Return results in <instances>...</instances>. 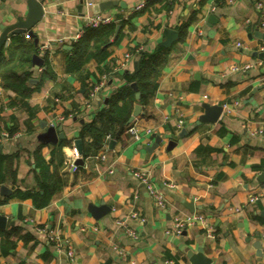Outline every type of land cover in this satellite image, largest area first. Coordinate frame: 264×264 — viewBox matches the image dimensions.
<instances>
[{
	"label": "crops",
	"instance_id": "crops-1",
	"mask_svg": "<svg viewBox=\"0 0 264 264\" xmlns=\"http://www.w3.org/2000/svg\"><path fill=\"white\" fill-rule=\"evenodd\" d=\"M38 1L43 16L32 28L37 45L19 34L34 49L17 72L30 74V94L0 88V155L8 157L0 187L9 189L0 193V264H195L196 257L208 264H264L255 247L264 248V41L256 37L264 32V0H154L139 11L133 7L141 0ZM102 2L111 3L99 13L112 17L114 33L98 49L91 44L83 66L69 71L85 16ZM26 13V0H0V33ZM165 29L174 36L167 38ZM41 45H49L43 56ZM159 46L167 49L166 60L156 89L140 104L124 73L136 70L141 53ZM33 55L42 65H33ZM127 85L133 109L140 106L131 121L139 139L126 129L115 136L117 123L98 116ZM206 106L221 107L216 121L201 120ZM43 125L63 137L56 144L40 142ZM91 125L104 132L101 143H94ZM102 152L105 160L99 161ZM40 160L53 175L46 183L60 186L38 208L20 194L42 193ZM137 170L161 193L163 207L136 178ZM101 207L108 212L96 216ZM198 215L204 222L174 232L176 217ZM48 232L72 247L73 260L67 245L56 247Z\"/></svg>",
	"mask_w": 264,
	"mask_h": 264
},
{
	"label": "trees",
	"instance_id": "trees-1",
	"mask_svg": "<svg viewBox=\"0 0 264 264\" xmlns=\"http://www.w3.org/2000/svg\"><path fill=\"white\" fill-rule=\"evenodd\" d=\"M115 25H101L95 28L85 27L83 34L77 39L73 45V52L68 59V70H78L88 59L91 44L93 49H98L100 46L108 44L110 36L114 33ZM8 44L4 45L0 51V88L8 89L16 92L21 97H26L30 94L27 84L29 81V73L18 74V68L22 64L30 63V57L32 51V45L25 43L20 38V35H13L9 38ZM37 53V48L35 49ZM167 56V49L159 46L153 53H141L138 59L137 68L133 72L124 73V79L127 83H134L139 92V103L144 104L150 95L156 89V79L159 73V69L165 62ZM44 65L46 71L49 72V66L47 59L44 58ZM121 102V105L118 103ZM135 102L134 91L130 85L117 90L113 93L108 102V110L99 113L100 119L105 122H116L118 129L115 132V136L122 132L129 126L128 120L132 113L133 103ZM88 131L91 132L94 137V143H101L104 136V132L97 127L91 125L88 127ZM8 160L7 156L0 155V184L4 181V173L6 171L5 162ZM40 168V177H38L42 193H22L23 196H30L34 205L38 208L44 207L53 192L60 186H53L50 183H46L47 178L53 175L49 173V168L44 161L40 160L38 163ZM51 184V185H50ZM4 243L8 247H12V243H9L6 239Z\"/></svg>",
	"mask_w": 264,
	"mask_h": 264
},
{
	"label": "water",
	"instance_id": "water-1",
	"mask_svg": "<svg viewBox=\"0 0 264 264\" xmlns=\"http://www.w3.org/2000/svg\"><path fill=\"white\" fill-rule=\"evenodd\" d=\"M87 2L92 4L91 0H87ZM26 3H27V13H26L25 17L24 18H18L14 23L7 25V26H3L1 28L0 51H1L2 47L5 45L6 41L11 36L24 34V33H27L28 36L33 38L34 44L37 45L38 41H37V38L35 37L33 31H32V28L41 20V18L43 16V6H42V3L38 0H26ZM104 4L105 3L102 2V4L99 6V9H98V6L95 4L93 6V13L96 14V13H99L100 11L104 10V8L111 7V3H108V5H104ZM118 28L119 27H117V29ZM164 34L169 39L172 36H174V32L169 30V29H165ZM256 37L264 41V32H257ZM32 63L35 66H40L43 63V60L38 55H33ZM131 87L134 90H136V85L134 83L131 84ZM138 96H139L138 93H136V98H138ZM221 110H222L221 107L206 106L205 107L206 112L201 117V120L202 121H216V119L219 117V115L221 113ZM139 112H140V106L136 105L133 109V113L130 116L128 122H131L133 120V118L139 114ZM41 127L45 128V129L42 133H40L37 136V138L42 143L56 144L58 139L63 137L62 133H57L56 128L53 126L45 127V125H43ZM182 133L184 134L185 131H183ZM159 140H160L159 137H156L155 143H158ZM75 144H76L77 152L79 154H81V148H80L79 141H76ZM154 146H155V144L152 147H154ZM0 150H1V147H0ZM79 161L80 160H78V162L76 161L74 164L78 165ZM0 193H1V195H6L7 193H9V189L6 186L2 185L0 187ZM183 204L191 210H192V208L194 209L193 203L183 202ZM95 211L98 212V215H96V216H100L104 212H108V209L101 207L99 209L95 208ZM4 226H5V217L0 215V227H4ZM255 247L257 248V256L260 257L261 256L260 244L257 243V245H255ZM193 262L195 264H208V261L201 258V257L194 258Z\"/></svg>",
	"mask_w": 264,
	"mask_h": 264
},
{
	"label": "built area",
	"instance_id": "built-area-1",
	"mask_svg": "<svg viewBox=\"0 0 264 264\" xmlns=\"http://www.w3.org/2000/svg\"><path fill=\"white\" fill-rule=\"evenodd\" d=\"M154 1V0H141L140 2H138L134 7H133V11H139L141 10L147 3ZM197 2L201 1V0H196ZM237 0H229L230 3H233ZM255 8L257 10H261V4L258 3ZM112 17L109 15H103L100 13H96V14H92V15H86L85 16V25L87 27H91V28H95L101 25H108L110 23H112ZM259 27L264 29V19H261V21L259 22ZM79 36L76 35L73 40H76ZM5 45H7V42L5 43ZM238 46H240V44H237ZM49 49V45H41L39 47L38 52L40 53L41 56H43L47 50ZM260 50L264 51V43L260 45ZM126 57H128V55H126ZM250 66L249 65H245L243 67V70L245 69H249ZM233 70H238L237 68H234ZM106 76H104L103 78L105 79ZM103 83V82H102ZM100 87V83L99 85L95 86L94 88H92V90L89 92L88 94V98L86 100V105L89 104L96 96H97V92L98 89ZM126 132L131 134L135 139H139L140 135L135 127L134 123H129V126L126 128ZM148 133H150L149 131H147ZM260 133L264 134V129L260 130ZM109 139V136L106 137V140ZM105 146V145H104ZM96 158L99 161H103L105 160V152H102L100 154H97ZM74 167V166H73ZM134 175L136 176V178L139 180V182L146 188L147 192L149 193L150 197L153 198L155 204L158 207H163L164 206V200L161 196V193L157 192L155 190V188L151 185L148 175L146 174L145 171L143 170H137L134 172ZM255 199L251 198L249 200L250 203H252ZM134 216V215H131ZM195 220H199L201 222H204V218L202 216H193V217H188L185 220H182L179 217H176L174 219V232L176 234L181 233L186 227H188L189 225H191ZM40 231V229H38ZM125 233L127 234L128 237H135V234L130 231L129 229H125ZM46 237L49 241L54 242L56 247H61V246H65L67 245L66 241H64L59 234L57 233H46ZM67 256L70 260H73V249L71 246L67 245ZM261 257L264 258V248H261ZM166 264H172L171 261H167Z\"/></svg>",
	"mask_w": 264,
	"mask_h": 264
}]
</instances>
